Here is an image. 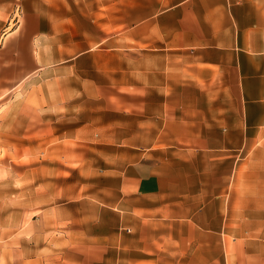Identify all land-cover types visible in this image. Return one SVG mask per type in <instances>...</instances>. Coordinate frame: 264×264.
<instances>
[{
	"label": "crops",
	"instance_id": "1",
	"mask_svg": "<svg viewBox=\"0 0 264 264\" xmlns=\"http://www.w3.org/2000/svg\"><path fill=\"white\" fill-rule=\"evenodd\" d=\"M133 4L0 0V264H264V0ZM77 98L87 183L3 165Z\"/></svg>",
	"mask_w": 264,
	"mask_h": 264
},
{
	"label": "rangeland",
	"instance_id": "2",
	"mask_svg": "<svg viewBox=\"0 0 264 264\" xmlns=\"http://www.w3.org/2000/svg\"><path fill=\"white\" fill-rule=\"evenodd\" d=\"M118 0H114V3ZM130 1L129 9V21L131 22L135 18V0ZM66 13L71 14L72 8H77V14L80 15L82 20L89 19L90 12L94 7L99 3V0H64ZM94 13V12H92ZM114 25L116 21H120V13L113 12ZM114 29L113 31H117ZM68 107L65 108V128H66V141H65V154L64 157L55 156H44L42 154L36 155L33 157H9L4 151V155L1 157L3 165H13L17 167L14 169V175L17 173L20 177L21 171L24 174L26 167H33L34 169V182L38 185V182H43L44 180H52V176L55 177L58 174L63 176L66 186H71L75 182H85L90 180L91 176H94L95 168H102L104 162L101 160V157L97 155L96 157H91L88 149L89 142H79L72 140L69 136V131L75 127H78L79 121L88 116V108H84L83 105L88 104L87 102L82 101L77 98L75 100L68 101ZM74 106H71V105ZM41 153V150L38 151ZM50 166L54 168L59 167V171H47L44 167ZM63 169V172H61ZM89 169V170H88ZM91 171V172H90ZM50 177V178H49ZM19 178V177H18ZM79 183H76L77 186Z\"/></svg>",
	"mask_w": 264,
	"mask_h": 264
}]
</instances>
